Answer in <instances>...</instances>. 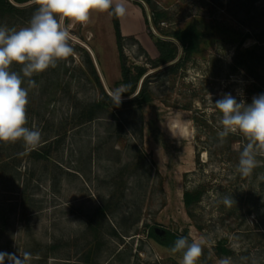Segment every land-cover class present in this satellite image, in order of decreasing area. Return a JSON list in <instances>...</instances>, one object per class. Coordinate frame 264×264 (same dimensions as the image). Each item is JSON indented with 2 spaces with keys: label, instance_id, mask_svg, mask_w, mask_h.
Returning <instances> with one entry per match:
<instances>
[{
  "label": "rangeland",
  "instance_id": "rangeland-1",
  "mask_svg": "<svg viewBox=\"0 0 264 264\" xmlns=\"http://www.w3.org/2000/svg\"><path fill=\"white\" fill-rule=\"evenodd\" d=\"M127 7L118 18L122 53L126 66L146 69L151 102L140 119L123 104L87 121L100 89L85 52L111 94L120 87L119 51L109 13H93L87 25L65 22L74 55L31 78L27 126L41 130L40 146L0 144V252H29V264H180L182 253L147 236L153 228L204 237L198 264L224 257L264 264V168L249 177L235 171L247 141L237 133L220 142L209 97L215 103L231 93L251 104L264 89V0H127ZM152 9L163 13L159 29L149 23L157 36L191 22L205 33L171 73L153 75L149 63L158 54L145 21ZM32 14L1 15L0 25L26 27ZM195 188L203 194L191 218L182 195ZM219 245L228 253L218 256Z\"/></svg>",
  "mask_w": 264,
  "mask_h": 264
},
{
  "label": "clouds",
  "instance_id": "clouds-1",
  "mask_svg": "<svg viewBox=\"0 0 264 264\" xmlns=\"http://www.w3.org/2000/svg\"><path fill=\"white\" fill-rule=\"evenodd\" d=\"M28 26L19 29L0 25V144L22 142L25 149L40 146L42 133L35 125H28L27 106L29 90L37 87L35 74L57 66V62L74 55L71 35L65 22L87 25L93 13H109L116 18L128 14L127 0H36ZM19 65V71L12 70ZM26 83V86H25ZM121 85L111 92V99L119 106L124 89ZM211 103L219 112L221 130L217 136L223 143L230 134L239 133L247 141L239 152L235 171L243 177L264 166V94L254 96L248 104L231 93ZM258 157L260 159H258ZM264 180V173L259 176ZM222 202L231 206L230 194H223ZM205 238L181 236L170 252L182 253L180 264H198ZM32 254L0 252V264H29ZM219 264H233L231 257L220 259Z\"/></svg>",
  "mask_w": 264,
  "mask_h": 264
},
{
  "label": "trees",
  "instance_id": "trees-1",
  "mask_svg": "<svg viewBox=\"0 0 264 264\" xmlns=\"http://www.w3.org/2000/svg\"><path fill=\"white\" fill-rule=\"evenodd\" d=\"M32 1L34 0H0V16L1 15L17 16L19 14L33 13L38 7L37 2L32 3L26 7L17 6V5H24ZM144 1L146 4H150V0H144ZM135 4H137L142 8V5L140 3L135 2ZM162 17H163V13L157 12L152 9L150 21L148 22L145 18L148 35L152 39L158 53L156 58H151L149 60L151 67L155 70L153 75L171 73L179 69L190 59L191 55L198 50L200 44L205 39V33L196 22H191L182 30H171L168 32L158 31L159 32L158 36L153 34L152 31L150 30L149 23L151 22L153 27L159 29V22ZM111 21H112L115 40H116V45L119 51V61H120V80L117 83V85L118 86L130 85V87L124 89V93H123V97L127 99L121 101L119 105L126 104L132 106L133 112H136L140 119L143 106L150 103L152 100L151 94L147 90V81L149 75L145 76L147 74V71L142 66H134L133 68L126 66L125 58L122 53L121 41L123 40V36L121 35L119 20L118 18L111 15ZM130 39H133V37H130ZM180 49H181V56L176 63L164 67L162 69H158L159 67L174 61L178 57L180 53ZM84 62L90 69L92 76L100 89V98L95 104L92 105L93 107L88 113L87 121H92V120H96L97 118H100V115L103 112L109 109H115L118 106L114 104L113 100L111 99V95H109L108 93H106V91L103 90L98 75L96 73V70L94 68L92 59L87 52H85ZM143 76L144 78L138 89L139 82ZM258 92L259 94H264V89L260 88L258 89ZM4 157L10 158L12 156L10 154L8 155L6 154ZM197 157H198V153H197ZM8 165H9L8 163H4L3 166H8ZM202 194L203 191L199 190L198 188L185 189L183 191L182 200L189 217L193 218V208L200 202ZM103 208L104 207H102V209ZM147 236L153 239L159 245L169 249H171L174 246L175 240L180 237L169 231H164L162 234H158L155 232L153 228H149L147 230ZM7 242L8 245L9 241ZM53 248H54L53 246L49 247V249L51 250H53ZM215 251L218 256H221L224 253H228V250L221 245H219L215 249ZM43 256L45 259H47L46 255Z\"/></svg>",
  "mask_w": 264,
  "mask_h": 264
},
{
  "label": "water",
  "instance_id": "water-1",
  "mask_svg": "<svg viewBox=\"0 0 264 264\" xmlns=\"http://www.w3.org/2000/svg\"><path fill=\"white\" fill-rule=\"evenodd\" d=\"M35 2H36V0H34V1H32V2H29V3H27V4H24V5H17V6H18V7H26V6H29V5L32 4V3H35ZM90 54H91V52H90ZM180 56H181V49H180V53H179L178 57H177L174 61H172V62H170V63H167V64H165V65L159 67L158 69H162V68H164V67H167V66H169V65H172V64L176 63V62L179 60ZM91 58H92L93 64L95 65V68L97 69L96 61H95V59L93 58V55H92V54H91ZM97 71H98V70H97ZM145 76H146V75H145ZM143 78H144V76L141 78V80H140V82H139L138 89H139V87H140V84H141ZM108 94L111 95L109 92H108ZM123 99L125 100V99H127V98H122V100H123Z\"/></svg>",
  "mask_w": 264,
  "mask_h": 264
}]
</instances>
